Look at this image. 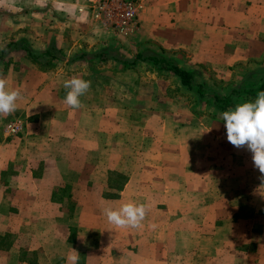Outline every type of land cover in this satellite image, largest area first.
<instances>
[{
	"label": "crops",
	"instance_id": "crops-1",
	"mask_svg": "<svg viewBox=\"0 0 264 264\" xmlns=\"http://www.w3.org/2000/svg\"><path fill=\"white\" fill-rule=\"evenodd\" d=\"M142 1L138 26L125 39L88 24L81 29L88 48L53 27L45 40L32 39L34 48L27 43L35 52L52 50L51 60L63 65L55 70H38L24 50L0 51L6 50L0 65L22 53L0 75L20 93L16 109L0 115V264H66L69 255L76 264H199L211 256L221 264H264V183L251 152L227 141L223 122L208 119L198 126L156 125L157 150L137 155L143 145L133 137L146 125L129 126V103L118 102L129 101V91L112 88L117 77L110 73L104 79L101 71L84 70L101 65L102 52L118 54L105 55L107 63L127 64L129 51L151 50L195 72L196 83L222 97L234 89L264 91V0ZM73 76L91 82L77 109L63 102V82ZM15 118L23 131L6 137L5 125ZM167 129L174 132L168 143L162 141ZM167 153L173 154L168 167ZM127 202L149 205L141 227L118 228L102 214ZM185 211L207 227L226 229L220 255L165 250L167 213ZM207 237L213 246L214 237Z\"/></svg>",
	"mask_w": 264,
	"mask_h": 264
},
{
	"label": "rangeland",
	"instance_id": "rangeland-1",
	"mask_svg": "<svg viewBox=\"0 0 264 264\" xmlns=\"http://www.w3.org/2000/svg\"><path fill=\"white\" fill-rule=\"evenodd\" d=\"M86 1L87 0H0V51L5 46L19 42H26L33 47L35 42L32 41V39L37 38L42 41L45 40L46 34L44 31L51 27H53L54 31L58 32L63 29L66 30L68 32V40L71 43L75 44V42L80 41L81 44H84L85 47L88 48L89 43L83 41L81 29L86 30L88 24L92 26L94 24L91 22L87 13ZM56 13H59L57 17ZM72 31L77 34L73 36L71 34ZM49 32L51 33V30H49ZM107 37L109 36L107 35ZM111 38L114 39V37ZM125 38L126 36H122L119 40ZM96 41L100 43V39ZM103 41L105 42L104 39ZM21 55L22 53H12L10 56H6L5 60L0 65V75L10 68L8 64L13 63V61L19 62ZM72 55L70 57H72ZM103 55L104 58H101L102 62L99 61L102 64L96 63L91 65L90 68H84L85 73L94 72V70L101 71L103 78L107 77L106 75L110 73L117 77L116 83L112 84V88H115L118 92L129 91V101L118 100L120 106H125L126 103H129V126H139L141 128V126L144 125L145 128L146 125V130L140 129L142 133L144 131L143 136L141 133L133 137L140 146L143 145L140 152H137V155H152V151L157 150V144L154 142L160 141L159 139L162 137L157 135L156 125L165 124L167 127L198 126L200 124H205L208 119V122L214 125H219L223 122L220 115L211 114L209 112H213V106L211 107L212 102L203 104L195 97H192V94L181 92L177 82L171 74H162L148 63H138L133 66L121 64L119 62L107 63L108 57H105V55L111 57L118 55L114 51L110 53L102 52V56ZM135 55L136 54L133 52L131 55V51H129V61H132ZM61 58L62 55L59 56V59ZM50 62L52 63L49 67H45V64L32 63L34 67L40 71H51L63 67L61 62L58 64L55 60H50ZM157 81H160V84H157ZM202 83L206 84L205 82ZM124 85H129V89L125 88ZM215 88L219 89V92L222 90L221 84L215 83L214 89ZM106 89L109 90V85L103 83L102 90L105 91ZM213 93L217 92L213 91ZM196 110L198 115L194 113ZM191 112H193L194 116ZM205 112H208V115H206ZM173 135L174 132H172L171 129H167V135L162 141H167L168 143L169 140L173 139ZM129 136L132 137L133 134L130 133ZM151 143H154L155 146ZM167 156L169 157L167 167L169 165L172 166L173 154L167 153ZM195 214L196 213L193 212L190 213V211L183 212L182 216L179 212L175 216L167 213V244L165 250L168 252H175V249H179V252L191 250L192 252H197L198 254L202 253L203 255H210L213 253V257H217L223 250L222 239L226 236V229H222L221 227H207L205 226L206 221L204 222V219L200 220L199 216H195ZM184 218H190L191 222L195 220L199 221L198 226H193V224L191 227L186 226L187 220H184ZM248 230L249 229H247V231ZM207 236L211 238L214 237L213 246L209 240L207 241L205 239ZM207 238L209 239V237ZM245 246L246 245L241 246V250H251L249 245H247V249H245ZM236 250L237 248L235 251ZM211 258L206 260L199 259L198 263H222V261L217 259L211 260ZM167 262L172 263V261Z\"/></svg>",
	"mask_w": 264,
	"mask_h": 264
},
{
	"label": "clouds",
	"instance_id": "clouds-1",
	"mask_svg": "<svg viewBox=\"0 0 264 264\" xmlns=\"http://www.w3.org/2000/svg\"><path fill=\"white\" fill-rule=\"evenodd\" d=\"M90 83L79 76L66 79L63 82L66 89L64 104L72 109L81 107L80 97L88 91ZM19 97L17 90H8L6 81L0 79V115L13 112ZM219 115L226 129L227 141L236 148L243 146L251 152L253 166L262 174L260 179L261 183H264V91H258L254 100L236 104ZM148 207L146 203L127 202L117 208L105 207L102 214L107 222L115 227L139 228L146 217ZM68 262L76 264L77 256L69 255L66 264Z\"/></svg>",
	"mask_w": 264,
	"mask_h": 264
},
{
	"label": "trees",
	"instance_id": "trees-1",
	"mask_svg": "<svg viewBox=\"0 0 264 264\" xmlns=\"http://www.w3.org/2000/svg\"><path fill=\"white\" fill-rule=\"evenodd\" d=\"M9 46L17 50H24L27 57L32 62L36 64H45V67H49V65L52 63L50 62V60L52 58H55V54L52 50L35 52L26 42L12 43ZM8 48L9 47H7V49ZM5 53L6 50L0 55V60L4 58ZM138 63H148L151 64L155 70L162 74H171L177 82V85L181 92L192 94V97H195L200 103L203 104H209L210 102H212L213 111L219 114L223 111L233 108L236 104H239L241 97L248 95L256 97L257 94L253 89H234L228 96L222 97L217 93H213L212 91L210 92L206 84L196 83L195 72L187 71L179 67L176 63L173 62V60L151 50H144L138 53L136 57L132 61H129V63L127 64L133 66ZM260 91H263V88H260ZM194 113L198 115L197 111H194ZM118 178L119 180L122 179L119 176ZM124 182L125 181L123 180L122 184H124ZM117 188L121 189L120 186H118Z\"/></svg>",
	"mask_w": 264,
	"mask_h": 264
},
{
	"label": "built area",
	"instance_id": "built-area-1",
	"mask_svg": "<svg viewBox=\"0 0 264 264\" xmlns=\"http://www.w3.org/2000/svg\"><path fill=\"white\" fill-rule=\"evenodd\" d=\"M87 13L93 24L111 35L127 36L138 26L142 0H87ZM24 123L20 119L9 121L4 128L6 137L22 133Z\"/></svg>",
	"mask_w": 264,
	"mask_h": 264
}]
</instances>
